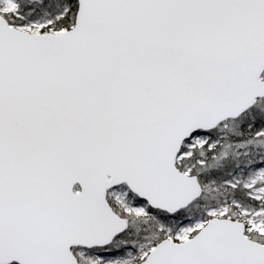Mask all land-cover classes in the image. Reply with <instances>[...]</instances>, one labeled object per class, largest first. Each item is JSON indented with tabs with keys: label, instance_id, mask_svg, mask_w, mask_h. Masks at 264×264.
I'll use <instances>...</instances> for the list:
<instances>
[{
	"label": "snow or ice",
	"instance_id": "1",
	"mask_svg": "<svg viewBox=\"0 0 264 264\" xmlns=\"http://www.w3.org/2000/svg\"><path fill=\"white\" fill-rule=\"evenodd\" d=\"M0 264H264V0H0Z\"/></svg>",
	"mask_w": 264,
	"mask_h": 264
}]
</instances>
